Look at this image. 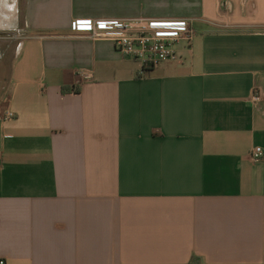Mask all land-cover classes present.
Instances as JSON below:
<instances>
[{"label":"crops","instance_id":"crops-1","mask_svg":"<svg viewBox=\"0 0 264 264\" xmlns=\"http://www.w3.org/2000/svg\"><path fill=\"white\" fill-rule=\"evenodd\" d=\"M130 18L195 36L144 69L90 38ZM5 41L0 261L264 264V0H0V82Z\"/></svg>","mask_w":264,"mask_h":264},{"label":"built area","instance_id":"built-area-1","mask_svg":"<svg viewBox=\"0 0 264 264\" xmlns=\"http://www.w3.org/2000/svg\"><path fill=\"white\" fill-rule=\"evenodd\" d=\"M170 26V33L163 34L159 31L162 23L153 19L130 18L120 20H98L91 25L90 38L94 40H110L117 52L127 60L139 63L144 69H154L163 63L179 62L182 60L178 47H188L195 32L189 21L179 22L178 26L164 22ZM83 81H89L91 75L80 73ZM260 101L258 93L253 94L251 102L257 104ZM13 118L9 111L4 119ZM253 162L263 158V150L255 148L250 154ZM0 264H5L0 261Z\"/></svg>","mask_w":264,"mask_h":264},{"label":"rangeland","instance_id":"rangeland-1","mask_svg":"<svg viewBox=\"0 0 264 264\" xmlns=\"http://www.w3.org/2000/svg\"><path fill=\"white\" fill-rule=\"evenodd\" d=\"M9 36V35H7ZM6 36V37H7ZM4 53H5V58H4V67H3V71H2V77H1V82H0V90L2 92V94L0 95V102L2 105H6L7 104V99H8V77H9V72H10V68H11V64H12V50H11V46H9L6 41L4 43ZM9 46V47H8Z\"/></svg>","mask_w":264,"mask_h":264},{"label":"trees","instance_id":"trees-1","mask_svg":"<svg viewBox=\"0 0 264 264\" xmlns=\"http://www.w3.org/2000/svg\"><path fill=\"white\" fill-rule=\"evenodd\" d=\"M69 90L68 89H62V92L65 93V92H68ZM76 92V91H75Z\"/></svg>","mask_w":264,"mask_h":264}]
</instances>
